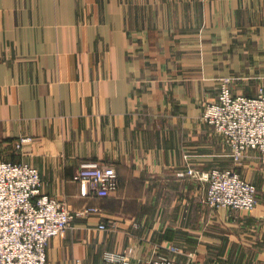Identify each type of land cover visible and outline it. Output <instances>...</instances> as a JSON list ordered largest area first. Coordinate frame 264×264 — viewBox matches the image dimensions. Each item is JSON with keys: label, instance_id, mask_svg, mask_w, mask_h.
I'll use <instances>...</instances> for the list:
<instances>
[{"label": "crops", "instance_id": "1", "mask_svg": "<svg viewBox=\"0 0 264 264\" xmlns=\"http://www.w3.org/2000/svg\"><path fill=\"white\" fill-rule=\"evenodd\" d=\"M225 78L236 95L264 86V0H0V159L36 167L72 212L99 209L50 240L47 264H264L257 154L238 168L251 212L206 204L187 173L234 166L201 119ZM96 165L118 174L106 198L74 180Z\"/></svg>", "mask_w": 264, "mask_h": 264}, {"label": "built area", "instance_id": "2", "mask_svg": "<svg viewBox=\"0 0 264 264\" xmlns=\"http://www.w3.org/2000/svg\"><path fill=\"white\" fill-rule=\"evenodd\" d=\"M231 80L223 81L217 100L204 106L201 119L224 138L231 151L232 168H214L206 172L189 169L187 173L207 185L204 202L213 208L251 212L258 203L257 188L238 168L255 152L264 166V87L257 96L236 95ZM22 137L18 150L30 143ZM185 175V173H180ZM74 180L85 194L106 198L119 187L116 169L109 165L84 167ZM40 171L25 162L0 159V264H47L50 240L72 228L76 216L98 212L86 207L72 212L67 203L44 194ZM105 229V225L100 226ZM172 253L181 248L171 246ZM110 260H120L115 254ZM124 264H130L121 258ZM154 264H199L181 262L169 255H158Z\"/></svg>", "mask_w": 264, "mask_h": 264}, {"label": "rangeland", "instance_id": "3", "mask_svg": "<svg viewBox=\"0 0 264 264\" xmlns=\"http://www.w3.org/2000/svg\"><path fill=\"white\" fill-rule=\"evenodd\" d=\"M226 79H230V78H225V79H222V81H221V84H220V87H221V85H222V83H223V81L224 80H226ZM231 80V79H230ZM232 81V80H231ZM231 87H232V85H231ZM264 87V86H263ZM220 89V88H219ZM233 91V90H232ZM235 94V93H234ZM261 161V160H260Z\"/></svg>", "mask_w": 264, "mask_h": 264}]
</instances>
